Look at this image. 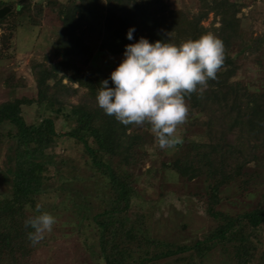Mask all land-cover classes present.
<instances>
[{
    "label": "trees",
    "instance_id": "1",
    "mask_svg": "<svg viewBox=\"0 0 264 264\" xmlns=\"http://www.w3.org/2000/svg\"><path fill=\"white\" fill-rule=\"evenodd\" d=\"M50 1L57 33L50 53L29 63L35 96L0 102V264H32L38 242L27 239L31 228L24 220L38 214L36 204L53 214L66 202L77 230L86 221L94 229L95 242L86 250L97 264H203L216 247L233 264H264V181L255 168L264 154V90L236 78L240 0H197L195 8L182 10L164 0H114L112 8L105 0ZM30 6L21 3L0 18V58L12 56L17 16ZM130 26L132 41L125 36ZM207 32L223 41L224 58L216 79L185 97V119L202 129L199 139L162 149L152 131L122 124L97 105L100 81L109 74L86 68L95 50L112 63L140 36L179 44ZM32 103L43 111L34 123L22 114V105ZM58 118L66 129L56 127ZM60 136L77 142L75 161L66 168L55 146ZM151 140L159 159L155 167L204 185V208L214 225L195 240L154 236L152 215L137 201L135 173L148 160ZM166 151L173 156L164 158ZM79 179L81 189H72ZM234 183L243 191L263 188L253 205L229 211L220 207V193ZM136 202L138 210L132 209Z\"/></svg>",
    "mask_w": 264,
    "mask_h": 264
},
{
    "label": "rangeland",
    "instance_id": "2",
    "mask_svg": "<svg viewBox=\"0 0 264 264\" xmlns=\"http://www.w3.org/2000/svg\"><path fill=\"white\" fill-rule=\"evenodd\" d=\"M65 3L66 0H56ZM169 5L181 8H195L197 0H164ZM31 4L30 10L17 16L19 25L16 27L12 39V56L0 58V102L14 97L31 98L35 96L29 63L31 60L42 59L44 54L50 53V42L57 33L54 24L53 13L49 11L50 0H0V6L5 4L21 3ZM109 8L114 6V0H105ZM241 8L238 15L241 16L239 28L240 39L238 45L233 49V55H239V71L236 78L242 79L251 88L264 90V0H240ZM41 6L38 8V6ZM212 18L203 20L208 25ZM218 24L217 21L214 23ZM3 28L0 27V34ZM249 47V48H248ZM239 48L243 51L238 53ZM122 58L112 60L115 63H107L100 51L95 50L87 69H95L109 74ZM11 85H8V84ZM20 83V84H19ZM22 114L27 122L34 123L43 115L39 112L35 103L22 105ZM143 128L152 131L150 125L145 122ZM58 129H66V124L61 118L56 119ZM177 134L181 142L197 140L202 137V129L199 126H189L186 119L177 126ZM153 140L148 141L145 149L149 154L148 160L140 166L135 173L138 194L143 208L151 213L152 234L163 239L178 238L182 241H191L204 235L214 225L205 211L203 183L199 179L183 180L176 173L169 172L164 168H157L159 159L155 151ZM77 142L73 139L60 136L55 140V146L63 153L66 168L69 162H74L76 157ZM2 145L0 144V148ZM172 152L166 151L164 158H171ZM1 158V154H0ZM251 166V165H250ZM147 167H152L147 170ZM87 168V167H86ZM256 170L261 172V181H264V154L263 158L256 164ZM151 169V170H150ZM254 170V167L249 169ZM77 177L80 178V175ZM59 181V180H58ZM74 184L72 189H81V179ZM262 185H254L250 190H240L238 183L223 187L221 190L220 207L229 211L243 209L253 205L262 189ZM139 203L136 202L132 209L138 210ZM67 207L52 215L56 218L50 232L38 242V247L31 256L32 264H97L86 247L95 242L94 229L89 228V222L77 230L75 220L69 215V202ZM76 228V229H75ZM203 264H233L227 257L223 256L218 247L212 249L203 260Z\"/></svg>",
    "mask_w": 264,
    "mask_h": 264
},
{
    "label": "clouds",
    "instance_id": "3",
    "mask_svg": "<svg viewBox=\"0 0 264 264\" xmlns=\"http://www.w3.org/2000/svg\"><path fill=\"white\" fill-rule=\"evenodd\" d=\"M134 26L125 33L133 40ZM223 41L212 32L187 38L179 44L166 40L149 41L140 36L124 45L122 59L100 81L96 103L105 114L122 124L147 122L160 148H172L181 141L177 126L184 122L188 106L185 97L203 91L223 63ZM109 80L112 86H109ZM27 217L24 226L32 244L52 230L56 218L48 211Z\"/></svg>",
    "mask_w": 264,
    "mask_h": 264
},
{
    "label": "water",
    "instance_id": "4",
    "mask_svg": "<svg viewBox=\"0 0 264 264\" xmlns=\"http://www.w3.org/2000/svg\"><path fill=\"white\" fill-rule=\"evenodd\" d=\"M16 7L15 4H5L0 6V18L4 17L10 11L14 10Z\"/></svg>",
    "mask_w": 264,
    "mask_h": 264
}]
</instances>
